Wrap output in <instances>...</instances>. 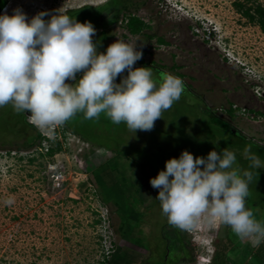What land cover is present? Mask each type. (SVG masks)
Returning <instances> with one entry per match:
<instances>
[{"label":"rangeland","instance_id":"1","mask_svg":"<svg viewBox=\"0 0 264 264\" xmlns=\"http://www.w3.org/2000/svg\"><path fill=\"white\" fill-rule=\"evenodd\" d=\"M107 1L7 0L6 14L11 16L13 9L20 8L31 19L41 11L50 14L58 11L80 23L90 22L96 30L93 41L97 43V51L104 53L116 40L141 44L140 37L123 35L126 31L118 20L133 5L142 7L141 12L158 15L157 23L164 19L163 26L157 25L162 32L171 27L183 33L187 28L198 31L200 38H205L210 46L215 45L219 55L233 65L231 72L240 70L251 85L258 82L260 88L253 89L264 95V31L253 10L258 5L264 8V0ZM122 4L128 8L118 12ZM83 6L88 7L75 11ZM247 10L253 19L244 15ZM84 12H89V17L83 20ZM138 66L143 67L141 62ZM152 71L154 77H159ZM116 82H120V77ZM197 105L200 106L199 101L182 93L150 132H130L124 123L113 124L103 113L92 120H85L78 113L62 126L64 136L51 143L52 148L58 143L60 146L53 156L46 155L43 147L38 149L41 141L25 147L27 136L38 132L35 127L23 124L27 123L26 112L18 114L11 105L0 107V264H171L164 260L169 254L173 261L175 252L172 245L161 239L162 226L165 224L164 230L168 232L170 227L159 201L149 208L157 202L158 189L147 181L165 170L168 159L178 158L184 150L194 157L206 158L211 150L219 152L227 148L243 159H237L242 170L249 169L250 163L244 159L245 146L241 140L222 133L212 124L211 117L200 116ZM257 106L262 113L254 121L246 120L249 117L246 115L235 123L245 137L263 142L264 103L260 101ZM252 151L264 161L263 153ZM111 159L107 165L120 170L121 176L132 178L140 187L146 183L152 188L151 197L141 205L136 204L134 211L130 208L132 200L138 201L134 190L131 194L135 199L126 197L118 210L114 200L107 202L102 198L103 188L93 182L90 171ZM257 170V180L254 176L249 193L256 203L252 208L254 217L264 221V168ZM210 222L201 218L191 231L179 229L189 245L186 253L189 251L192 256L179 264L204 263L210 255L202 243L208 239L212 241L207 246L217 250V258L206 263L218 264L220 256L223 257L226 233L232 237L235 234L228 226ZM234 246L225 257L226 264H264L263 251L255 254L256 247L250 241L237 237ZM261 246L264 248V242Z\"/></svg>","mask_w":264,"mask_h":264},{"label":"clouds","instance_id":"2","mask_svg":"<svg viewBox=\"0 0 264 264\" xmlns=\"http://www.w3.org/2000/svg\"><path fill=\"white\" fill-rule=\"evenodd\" d=\"M7 8L5 4L0 9V107L29 113V122L41 131L51 133L78 113L85 120L103 113L130 132H150L185 90L177 76L154 77L151 68L134 67L142 59L136 44L116 40L98 53L90 22L80 23L58 11H41L29 19L20 8L9 16L4 14ZM243 156L249 169L242 170L227 148L211 150L206 158L184 150L168 159L165 170L150 179L167 222L191 231L201 218L215 220L259 247L264 221L246 207V198L258 177L250 169L264 168V161L250 145Z\"/></svg>","mask_w":264,"mask_h":264},{"label":"flooded vegetation","instance_id":"3","mask_svg":"<svg viewBox=\"0 0 264 264\" xmlns=\"http://www.w3.org/2000/svg\"><path fill=\"white\" fill-rule=\"evenodd\" d=\"M111 1L114 0H108L106 3ZM120 7H118V12L128 8L127 5L123 4ZM141 10H143L142 7L138 8L133 5L131 11L121 15L118 20V25H123V29L127 33H123L124 36L127 35V38H141V44L136 45L137 50L142 51V59L138 62H141L143 67L154 70L158 76L162 73H169L179 77L184 83L185 90L183 93L191 99L199 101L200 106L197 105L196 109L200 116L211 117L212 124L222 133L236 137L241 140L243 146L250 145L252 150L264 154V141L258 142L254 138L245 137L235 123V121L246 115L249 116L246 117V120L254 121V117L258 113L259 115L262 113L257 105L260 101L264 103V95L253 89L256 86L260 88L258 82L255 81L251 85L240 70L231 72L233 65L224 56L219 55L218 48L215 45H208L206 40L200 38L191 28H187L186 33L179 31L176 27H171L169 30L162 32L157 25L163 26L164 19L160 18L161 21L157 23L156 19L159 20L158 15H148L141 12ZM132 18L142 23L143 27L139 33L131 34L127 30V24ZM211 55L214 57H211ZM236 157L240 161L243 160L242 158L239 159L238 155ZM251 170L254 173L259 171ZM250 196L249 193L246 198V207L252 210L256 203L254 197L250 198ZM157 203H159L158 200L151 204L149 208L154 207ZM228 228L229 231H232L230 227ZM170 229L173 231L172 228ZM224 241L223 249L225 251L223 257L220 256V261L223 263L226 262L225 257L229 251L235 247L237 236L232 237L231 233L228 232L224 237ZM227 243L228 248L225 246ZM261 244L256 247L255 254L260 253L259 251L264 253ZM174 252V256L178 254V251L174 250ZM187 252L186 249H183L181 253H184L186 261H189L192 256L189 251ZM216 253L217 250L214 249L209 262L216 260Z\"/></svg>","mask_w":264,"mask_h":264},{"label":"trees","instance_id":"4","mask_svg":"<svg viewBox=\"0 0 264 264\" xmlns=\"http://www.w3.org/2000/svg\"><path fill=\"white\" fill-rule=\"evenodd\" d=\"M6 1L7 0H0V9L4 7V5L6 4ZM87 7L88 6H83L79 10H75V11H83ZM253 10L255 11V15L258 16V23H259L261 29L264 31V8H262L260 5H258ZM248 11L249 10L245 11L244 15L246 17H248L249 19H253L252 15ZM72 12H74V11H72ZM87 17H89V12H84L82 17H81V19L84 20ZM142 27H143L142 23L140 21L134 19V18L130 19L129 23L127 24V30L131 34L139 33L140 29ZM136 63H138V61ZM23 124H25V125H27L28 127H31V128L33 127V126L28 125L26 122H24ZM41 140H42V136H41V134L39 132H36L35 135H29V136H27L25 147H33V146H35L37 144V142H40ZM58 151H60L59 143L57 144V146L55 148H52V147L49 148L48 151L46 152V155L53 156ZM110 161H113V159L108 160V161L104 162L103 164H100L99 166H96V168H94L92 171H90V174L92 176L93 182L95 183V185L97 187L99 185V188H101V189L103 188L102 189L103 191L100 193L102 198L105 201H107V202H110V200H114L115 203H116V206L118 207V210L121 209V206L123 205V202H125L124 199L126 197L128 199L129 198L135 199L132 196V194H131V191L134 190V195L136 196V198H138V201L136 202V200H137L136 199L135 202H134L135 203V205H134L133 200H132L130 208H131V210L133 208L136 209V204L137 205H141L147 199H149L151 197V192H152L151 189L152 188L150 189V186L146 185V183H141V187H140V183H138L137 181H134L132 178L127 179L126 177L121 176L119 174L121 172L120 170H118L114 166L109 167L107 165V163L110 162ZM119 163H118V165H119ZM94 173H95L96 178H93V174ZM117 174L119 175V177H117ZM147 182H150V181H147ZM101 183H103V185ZM104 183H105V185H104ZM146 187H148V189H147L148 191L144 192L143 189H146ZM126 203L129 204L128 201ZM129 206H130V204H129ZM133 211H134V209H133ZM121 215H122L121 218H123L124 215H123L122 212H121ZM164 225L162 227L161 239L166 241V242H168V244L172 245V250L173 251L175 250L176 252L178 251L177 255L180 256L178 258L179 260L176 261V257H175L173 259V261H171L172 259H170V256L168 254L164 261L167 262V263L171 262V264H179L181 262L186 261V259L184 257V253H181V252H182L183 249L184 250L185 249H189L188 248L189 245L186 242V240L183 238V236H181V234H180L181 232H180L179 228H176V227H174V226H172V225H170L168 223L167 227L172 228L173 231L175 232V234H174L175 236H173V234L171 235V234L167 233L166 230H164L165 229ZM228 243L225 244V246L227 248H228ZM169 251H170V249H169ZM215 255L217 257V254H215ZM221 262L222 261H220L219 263L220 264H226L225 262L224 263L223 262L221 263Z\"/></svg>","mask_w":264,"mask_h":264},{"label":"built area","instance_id":"5","mask_svg":"<svg viewBox=\"0 0 264 264\" xmlns=\"http://www.w3.org/2000/svg\"><path fill=\"white\" fill-rule=\"evenodd\" d=\"M195 32H196V33H199L198 31H195ZM209 33H210V32H208V34H209ZM202 39H205V38H202ZM29 115H30L29 113L26 114V116H25L26 121H27V123H29L30 125L34 126V125L31 124V123L29 122V120H28V116H29ZM34 127H35V126H34ZM35 128H36V127H35ZM36 129H37V128H36ZM37 130H38V132H39V133L41 134V136H42V140H41V143H40V146L38 147V149L41 150L42 147H43L44 150H45V152H47L48 149L52 147V146H51V145H52L51 143L55 142L59 136L62 137V134H63V132H64V128H63L62 126H59V127L55 128L51 133L46 132V131H41V130H39V129H37ZM60 137H59V138H60Z\"/></svg>","mask_w":264,"mask_h":264},{"label":"bare ground","instance_id":"6","mask_svg":"<svg viewBox=\"0 0 264 264\" xmlns=\"http://www.w3.org/2000/svg\"><path fill=\"white\" fill-rule=\"evenodd\" d=\"M6 12H4V14H5ZM211 222L213 223V222H216L215 220H211ZM210 222V223H211ZM208 225V224H207ZM206 227V226H205ZM208 227V226H207ZM205 230V229H204ZM201 239V238H200ZM204 239V238H203ZM205 241V240H204ZM211 239L209 240H206L205 242H203L202 244H203V246H204V248L205 249H207V251H208V253H209V255L211 256V254L213 253V251H214V249L213 248H209L210 246H211ZM199 242H201V241H199ZM106 243V242H105ZM207 244H208V246H207ZM113 245V244H112ZM105 246V245H104ZM205 246H207V247H205ZM203 248V249H204ZM209 248V249H208ZM109 249V248H108ZM254 249V248H253ZM113 249H111V251H112ZM112 253V252H111ZM104 255V254H103ZM213 258V257H212ZM208 259H204V263H202V264H206V261H207Z\"/></svg>","mask_w":264,"mask_h":264},{"label":"crops","instance_id":"7","mask_svg":"<svg viewBox=\"0 0 264 264\" xmlns=\"http://www.w3.org/2000/svg\"><path fill=\"white\" fill-rule=\"evenodd\" d=\"M136 62H137V61H136ZM136 62H135V64H134V65H135V67H137V68H138L139 66H138V63H136ZM162 227H163V226H162ZM168 229H170V228H168ZM161 230H162V228H161ZM161 230H160V232H161ZM169 232H171V233H169ZM169 232H168V230H167V233H169V234H171V235L173 234V236H175V235H174V234H175V232H174V231H172V230L170 229V231H169ZM174 257H176V261H177V260H179L178 258H179L180 256H178V255L176 254ZM173 259H174V258H173Z\"/></svg>","mask_w":264,"mask_h":264}]
</instances>
